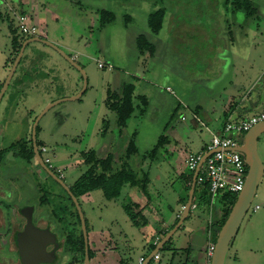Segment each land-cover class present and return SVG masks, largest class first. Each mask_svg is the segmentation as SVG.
I'll use <instances>...</instances> for the list:
<instances>
[{
  "label": "rangeland",
  "instance_id": "rangeland-1",
  "mask_svg": "<svg viewBox=\"0 0 264 264\" xmlns=\"http://www.w3.org/2000/svg\"><path fill=\"white\" fill-rule=\"evenodd\" d=\"M80 1L87 9H79L80 6L62 0L58 6L59 20L49 18L47 12L40 13L47 19L44 32L40 25L38 34L49 40H66L65 43L59 42L60 46L84 70L87 84L79 98L62 101L40 117L36 142L38 146L45 145L54 152L51 169L57 174V169H62L67 186L84 171L83 153L89 149H94L99 155L111 153L115 168L126 161L133 169L148 173L149 197L138 187L134 192L126 193L125 186L115 199H106L100 190L77 199L88 223L90 248H96L97 241H106L111 233L118 242L121 254L126 255L125 259L138 264L143 252L142 245H146L144 240L152 241L157 234L161 240L174 227L178 220L176 214L183 209V200L187 199L189 190L185 183L188 171L183 153L204 151L209 144L210 134L193 122V114L196 112L203 119L207 117L213 121L228 101L224 87L228 90L232 83H237L250 92L262 83L264 11L261 12V21H255L246 16L243 10L233 11L225 0ZM18 4V0H0V85L16 56V51L11 48V28L21 37L15 19ZM38 4L46 6L43 0H39ZM34 6L30 5V10ZM160 7L166 10V15L163 27L154 35L157 54L151 57L147 51L141 53L137 49L134 35L148 31L144 13ZM96 8H106L115 13V19L104 29L94 27L98 24V15L94 20L92 9ZM11 9L14 22L10 28L3 25V15ZM76 13L83 15L80 22L74 19ZM126 15L132 19H126ZM175 25L182 28V36L175 34ZM247 28H258L263 35H249L246 38L243 32ZM31 55L35 58H31ZM28 56L35 69L46 71L49 77L34 85L28 91L27 99L16 96L8 100L9 84L0 101V146L7 150L12 143L31 134L35 117L45 107L39 108L43 98L56 100L69 97L83 86L80 72L56 50L46 45L29 44L17 70ZM99 62L103 64L102 68L98 67ZM125 83H133L134 96L143 94L149 103L143 115L136 109L127 125L120 128L115 112L106 107L105 99L108 89L119 90ZM167 86L170 90L165 89ZM134 103H138L136 98ZM182 115L187 119L181 120ZM104 128L105 132L102 133ZM160 136L165 138L151 154L150 150ZM131 141L135 143L137 153L127 156ZM257 153L264 168V133L258 138ZM11 159H7L9 163ZM14 162L13 165L23 173L25 163L20 158ZM6 171L5 175L10 177L9 169ZM39 173L40 180L35 186L40 191L38 197L28 199V202L37 204L34 223L40 226V218L45 217L46 220L47 217L58 227L56 231L59 236H65L74 229L78 233L81 226L68 193L48 174L44 178V173ZM6 189L5 192L10 194ZM43 194H46L49 203H39V197ZM5 197L2 204L8 210L14 206V201L9 200L10 196ZM134 202L138 204V207H134L135 211L142 212L145 206L151 217L157 214L159 218L147 228H142L143 239L142 234L138 233L139 228L132 225L123 210L125 203L133 205ZM193 202L198 207L191 208L182 224L160 248L163 262L170 250H178L179 255L181 247H185L188 240L197 235V242L200 238L207 246L208 239L199 236L197 231L211 219L209 207L206 208L204 199L197 194ZM221 205L219 199H215L211 214L217 215ZM255 205H259V209L253 211ZM132 236L134 240L128 246L125 239ZM215 238H212L214 242ZM149 247L146 245V254L155 245ZM64 249L61 253L65 254L63 264H84L80 253ZM2 254L0 264H10L7 252L3 250ZM235 256L238 258L235 259ZM90 264H98V261L91 258ZM224 264H264V172L250 208L228 247Z\"/></svg>",
  "mask_w": 264,
  "mask_h": 264
},
{
  "label": "trees",
  "instance_id": "trees-1",
  "mask_svg": "<svg viewBox=\"0 0 264 264\" xmlns=\"http://www.w3.org/2000/svg\"><path fill=\"white\" fill-rule=\"evenodd\" d=\"M225 4H230L233 11L243 10L246 16H251L255 10L256 5L254 0H225ZM98 15V28H103L105 25L111 23L115 19V13L112 10L106 8H97L96 10ZM166 10L162 7L149 11L146 17V25L148 31L139 33L136 37V46L137 49L144 53L147 51L151 57L157 54L158 46L156 42L151 37H154L161 28L163 27L165 20ZM126 19L131 20L130 15H126ZM12 45L16 50L19 48L20 44L18 43L17 36L15 35V30H12ZM22 59V58H21ZM21 61V60H20ZM30 71L24 70V73L21 77L22 80L16 79L11 83L12 87H16L24 81H28ZM2 85V84H1ZM0 85V86H1ZM24 85L22 88H17L15 91H11L9 98L14 99L16 96H19L24 91ZM135 87L133 83L123 84L119 90H107V96L105 99L106 107L115 112L117 118V124L120 128L127 125L128 120L131 118L133 112L137 109L140 115L145 113L146 107L149 103L145 95H135ZM134 98L137 99L138 103H134ZM105 132V128L102 133ZM165 138V137H164ZM163 136H160L157 140L156 145L150 150L151 154H154L155 151L162 144ZM24 140H21L22 144L20 145L19 153L17 154L21 159L26 163L30 162L33 157L32 148L28 149L24 145ZM17 145L16 143L12 144L10 147ZM137 153V147L133 141L130 142L128 148V154ZM84 163L86 165V170L70 185L69 189L73 195L78 199L81 195L90 193L92 191L100 190L103 196L108 199H115L119 197L123 186L128 185L130 187H138L142 193L149 197L148 184L150 182L148 173L143 170L133 169L129 163L122 161L120 167H114V157L111 153L105 155H99L94 149H89L83 153ZM189 189V185H187ZM197 194L200 199H204L205 204L208 201L205 191L197 193L196 188L194 190V195ZM46 194L40 196V203H49L47 200ZM236 193H224L218 197L221 202V216L219 221L214 224L216 228H220L226 219L231 206L236 200ZM187 197V195H186ZM70 199V198H69ZM186 202V198L183 200V205ZM135 203V202H134ZM133 205L130 203H125L123 205V210L127 214L131 223L135 227H141L147 225V220L142 215L141 210L135 211L134 207H138V204ZM74 206V204H73ZM76 217L78 218V224L80 225V220L76 212ZM86 222V229L88 231V223ZM216 236V232H215ZM216 239V238H215ZM65 248L69 252H77L84 256V240L82 236V231L79 229L77 233L74 230H71L65 237L64 240ZM88 242V254L89 258H93L95 255V249H91ZM83 259V258H82Z\"/></svg>",
  "mask_w": 264,
  "mask_h": 264
},
{
  "label": "water",
  "instance_id": "water-1",
  "mask_svg": "<svg viewBox=\"0 0 264 264\" xmlns=\"http://www.w3.org/2000/svg\"><path fill=\"white\" fill-rule=\"evenodd\" d=\"M31 16H34V15L31 14ZM32 43L46 45L56 50V52H58L72 67L76 68L80 72L82 79H83V86L79 92L69 97L53 100L52 102L48 103L41 110V112L35 117L33 127H32V146H33V152L35 154V158L37 159L41 168L52 179H54L57 183L61 184L64 187V189L69 194L76 208V211L78 213V217L80 220V226H81L82 236L84 240L83 263L90 264V258L88 254V242H89L88 233L86 229L85 218L81 210V207L79 205V202L77 201V198L73 195V193L70 191L69 187L64 183V181L58 176H56V174L49 168V166H47L44 163L40 153L38 152L37 144H36V137H35L37 123L40 117L48 109H50L52 106L62 101L74 100V99L79 98L82 95L83 91L86 88V84H87L86 75H85L84 70L71 56L65 53V51L62 48H60L59 46H57L55 43L51 42L50 40L44 37H39V36L27 38L23 40V42L21 43V46L12 61L8 74L2 83V86L0 88V101L5 91L8 89V86L11 82L13 74L22 58L26 45L32 44ZM263 133H264V120L252 125L244 133L242 142L234 148L235 151H238L243 155L244 161L247 165V174L245 177L243 188L237 194L236 200L231 206L230 211L226 219L224 220L223 224L221 225L220 228H216V227L214 228V231L216 232V239H215L214 249L212 251L209 264H224L228 247L230 246L231 241L235 233L238 230L240 222L242 221L246 212L250 208V205L255 197L258 184L264 172L263 164L257 153V141H258L259 136ZM210 152L212 151H208L205 154H203L201 161L199 162L196 170L194 171L192 175V183L191 185H189L186 203L183 205L181 214H179V216L176 217V219H178L176 224L169 232H167L163 236L161 240H159V242L155 245V247L143 259V261L140 264H149L151 262L153 256L159 252L160 248L163 247L165 242L172 236V234L177 230V228L182 224V222L188 216L192 205L193 204L195 206L198 205L195 202H193L195 179H196L200 164L205 159V157L208 154H210ZM27 211L28 212L25 213L26 223H25L24 229L17 235V239H16V242L20 249L22 248L23 244L28 246L26 250V257H24L20 253L21 260L23 264H37V263L50 262L55 257L56 254H55V250L48 252L46 250V246L48 244H53L54 246H57L58 242H57L56 236L48 228L41 229L34 224L33 207H30V209H28ZM27 256H30V258H28Z\"/></svg>",
  "mask_w": 264,
  "mask_h": 264
},
{
  "label": "crops",
  "instance_id": "crops-1",
  "mask_svg": "<svg viewBox=\"0 0 264 264\" xmlns=\"http://www.w3.org/2000/svg\"><path fill=\"white\" fill-rule=\"evenodd\" d=\"M18 1H19V4H18L19 8L16 6L18 8V11H20L24 8L25 11L28 12V14H33L34 15V16H32L33 21H35L39 25V28H41L40 25L43 27V32H44L45 27H46L45 21L47 18H45V16H40L41 12L43 14H44V12H47L50 15L49 18H51V19L59 20V18H60V17H58L59 16L58 6L62 0H56V1H54V0L53 1L52 0H43L44 4H46V6H44V7H41L40 4H38L39 0H18ZM64 1L69 2L70 5L76 4V5L80 6L79 9H87V7H85L84 4L82 5L80 0H64ZM254 2L256 5V10L249 17L252 20L261 21V18L263 16L261 14V12L264 11V1L262 2V0H254ZM34 4H35L34 8L32 10H30V8H29L30 5H34ZM96 10H97V8L92 9V17H95L94 20L97 19ZM78 12H82V11L79 10ZM77 14H79V13H76L74 15V16H76V18H74V17L73 18L80 22V19H82L83 15H80V14L77 15ZM144 16H145V20H146V17H147L146 12L144 13ZM3 19H4V21H3L4 26L11 27L13 25L14 18L12 17L10 12H7L6 14H4ZM72 22H74L73 19H72ZM178 24H180V23H178ZM94 27L96 29H98L97 24ZM174 27H175L174 28L175 34H178L177 36H182L181 32L183 33V30L180 27V25H175ZM258 28L257 29L247 28V30L245 32H243L244 36H246V38L249 35L262 36L263 34H261V32H258ZM102 29H104V27ZM146 29H147V25H146ZM143 32H141V33H143ZM145 32H146V30H145ZM3 34H6V33L3 32ZM138 34L134 35L135 39L138 36ZM152 40L155 41V38L153 37ZM50 41L55 43L58 46H60L59 42H64V43L66 42V40H64V39H60V40H58V39L52 40L51 39ZM64 43H62V45L65 46ZM29 54H31V53H29ZM29 57L30 56H28L24 60V63H22L20 70H17V68H16V70L13 74V77L11 79V82H10V83H12L16 79L22 80L21 77L24 73V70L30 71V73L28 75L30 79L28 81H24V83H20L16 87L11 86L10 92L11 91L13 92V91L17 90V88H22V86L24 85V88H23L24 91L19 95L23 99L29 98L28 91L33 89L34 85L40 83L41 81H43L49 77L47 75L46 71H43L40 68L35 69V67L29 62V60L31 58L34 59L35 56L31 55V58H29ZM20 62H19V64H20ZM261 79H262V83H261L260 87L257 88L256 90L250 91V92L245 91V89H243V87L238 85L237 83L236 84L232 83V85H230V88L228 87L229 88L228 90H226V88L224 87V91L227 92L226 96L228 98V101H227V103H225V105H223L222 110L220 111L217 119H213V121L208 119L207 117H205V119H203L202 117H200V115L198 113L195 112L192 116L193 122L195 124L199 125L195 120V117H197L201 121L205 122L206 125L211 128V130L219 132L225 121H227V120H238V119H241L244 117H248L251 114L259 112L264 107V74H262ZM230 82H232V81H230ZM167 87H169V86H167ZM239 94H241V96H239ZM139 95H143V94H139ZM7 99L10 100L9 96L7 97ZM52 101L53 100H51V97L43 98V102L39 108L40 109L43 108L44 106H46L48 103H50ZM194 115H195V117H194ZM182 116L185 117V115H182ZM186 119H187V117H185V119L181 118V120H186ZM210 137H211V135H210ZM195 152H200V151H190L189 153H195ZM189 153H187V154H189ZM183 154L187 155L186 153H183ZM125 186L127 187L126 193L129 191L134 192V190L136 189V187H130L128 185H125ZM125 186H123V188ZM92 192L86 193V194L81 195V196L85 197L86 195L91 194ZM128 196L129 195H127V197ZM128 198H130V197H128ZM140 206L143 207V205H140ZM196 206L198 207V205H196ZM142 209H143L142 210L143 216L145 215L144 217L147 218V219L145 218L147 220V225L137 227V228H139L138 233L142 234V239H143L144 238V231H141L142 228L143 227L147 228L148 226L152 225L153 221L159 220V218H158L157 214H156V216L151 217V215L149 213H147L148 209L145 206ZM181 212L182 211H180V213H177L176 217H178L179 214H181ZM220 215H221V212L219 210V212L217 213V215L215 217V223L214 224H216V222L219 221ZM39 222H40V226H42V227H45V225H50V228H52V231L57 235V237L60 238L61 242L64 241L63 235L59 236L57 231H56V228L58 229V227L57 226L55 227L54 223H52V221H50L49 218L46 217V220H45V217L44 218L41 217ZM208 222H209V220H208ZM208 222L204 225V227H201L200 230L197 231L199 233V236H202L205 239H208V236H207V232L209 230ZM214 224L212 226L213 230L215 228ZM109 235L107 236L106 241H103V240H102L103 242L97 241V247L96 248L94 247V249L96 251H95V255L93 258L96 259V261H98V264H134V262H131L130 260L125 259L126 255H124L123 253L121 254V252L119 251L118 242H115V239L113 238L111 233ZM156 237H159V235L158 234L155 235L152 241L150 240L147 242L146 240H144V243L146 242V245L152 247V246H154V241H155ZM132 239L134 240L133 236L130 237V239L129 238L125 239L126 242H128V246H130L129 242ZM159 240H160V237H159ZM197 240H198V235L195 236L194 239L188 240V242H187L188 245L186 244L185 247H183V246L181 247L182 250L180 251L179 255H178V253H179L178 250L176 252H173V250H170L168 257L166 258V260L164 262L162 261L161 253L158 252L159 257H160L159 261L156 262V261L151 260V264H206L207 260H208L207 250H206L207 246H204V243L200 240V238H199L198 242H197ZM114 242H115V244H114ZM146 245H144V244L142 245L143 246V252L139 256V258L140 257L145 258L148 255L145 253V252H147ZM151 247H149V248H151ZM203 249H204V251H203ZM236 258H238V257L235 256V259Z\"/></svg>",
  "mask_w": 264,
  "mask_h": 264
},
{
  "label": "built area",
  "instance_id": "built-area-1",
  "mask_svg": "<svg viewBox=\"0 0 264 264\" xmlns=\"http://www.w3.org/2000/svg\"><path fill=\"white\" fill-rule=\"evenodd\" d=\"M19 28L25 35H33L37 32L38 25L29 14H21L18 18ZM31 21V22H30ZM98 67L102 68L103 64L98 63ZM170 90L169 87L166 88ZM195 117V115H194ZM185 119L184 116L181 117ZM196 122L204 127L211 135L209 144L206 150L189 153L186 155L184 164L188 171L185 177L186 185H191L192 175L196 170L203 154L208 151V154L199 166V170L195 179V188L197 193L205 191L208 197V206L211 211L215 199L224 193H236L238 194L244 185L245 177L247 174V165L244 161L243 155L235 151L234 148L238 146L242 140L244 133L255 123L264 120V107L257 113L251 114L248 117H244L238 120H227L222 125L219 132L211 130L205 122L195 117ZM41 152L45 155L44 161L51 163V156L45 146L41 147ZM195 190V189H194ZM193 204L191 208H194ZM259 209V205L253 207V211ZM209 230L207 232V263H210V257L214 249L215 231L213 230L212 222L209 219ZM159 241V237H156L154 245ZM144 257L139 258V263L143 261ZM160 259L159 253H156L152 260L158 262ZM151 264V262L149 263Z\"/></svg>",
  "mask_w": 264,
  "mask_h": 264
},
{
  "label": "flooded vegetation",
  "instance_id": "flooded-vegetation-1",
  "mask_svg": "<svg viewBox=\"0 0 264 264\" xmlns=\"http://www.w3.org/2000/svg\"><path fill=\"white\" fill-rule=\"evenodd\" d=\"M11 12H12V9H11L10 13ZM21 14H28V12L25 11V9L23 8L22 10L17 11L15 13V19L17 20V30H18L19 34L21 35V37H19V35H16V33H15V35L17 36L18 43L20 44V46H21V43L23 42V40H25L27 38L34 37V36H39L40 37V35L38 34L39 30H40L38 24H37L38 25L37 32L35 34H33V35H25V34H23L21 32V30L19 28V21H18V18H19V16ZM29 15H30V18L33 19L31 14H29ZM97 26H98V24H97ZM11 30H15V29L11 28ZM11 35H12V33H11ZM12 43H13V41L11 40V48L13 50H15L13 48ZM28 45L29 44H27L26 47ZM40 45H42V44H40ZM20 46H19V48H20ZM19 48L15 50L16 54H17ZM33 53L36 55L35 51H33ZM38 53H41V52H38ZM32 127H33V125H32ZM37 131H38V123H37V126H36L35 137H36ZM1 140H0V145L2 144ZM21 140H24L23 142H24V145H25L26 148H28V149L32 148V151H33V146H32V128H31V134L29 136H24V137H22V138H20V139H18L17 141L14 142L17 145H15L13 147L9 146L8 150H7V148H3V147L0 146V254L2 255V256H0V261L3 260V254L2 253H3V250H5L7 252V255L9 256L10 264H23V262L21 260L20 253L24 257H26V250H27L28 246L23 244L22 248L20 249L18 244H17V242H16L17 235L24 229V226H25V223H26L25 213L28 212L27 210L30 209V207H33V222H34V215H35L37 204H36V202H28V199L30 197L33 198V196L38 197V193L40 191H39V189L36 190L35 186L38 184V181L40 180V173L39 172L41 171L42 173H44V175L42 176L44 178H47V176H48L47 173L39 165L37 159L35 158L34 152H33V157L31 158L30 162H28V163H26L23 159H21L17 155L19 153V150H20V147H21L20 145L22 144ZM14 143H12V144H14ZM36 144H37V142H36ZM42 146H45V145H41V146L37 145V149H38V152L40 153V155H41V157H42V159L44 161V156H43V153L41 152V147ZM47 150L50 153L51 163H52L54 152L52 150L48 149V148H47ZM10 158H12V159H11V162L9 163L7 159H10ZM18 158H20L25 163L24 166H25L26 170H28V172L24 168V172L20 173L19 172L20 169L13 165V164H15L14 161L16 159H18ZM36 163L38 165H36ZM44 163L47 166H49V168L51 169V167H52L51 163H46L45 161H44ZM7 169H9V172L11 173L10 177L5 175V173L7 174V171H6ZM57 170L59 171L58 174L56 172H54L53 170L52 171L56 174V176H58L59 178H61L64 181V176H63V173H62V169L58 168ZM85 170H86V165H84V171ZM68 187H70V186H68ZM6 188H8V190L10 191V194L9 193L7 194V192H5V191H7ZM5 196L6 197L10 196L9 200L10 201H14V203H12V205H14V206L13 207L10 206L8 210L3 208V204H2L3 198ZM69 198H70V196H69ZM207 204H208V201L206 203V207L208 208L209 206H207ZM209 213H210V216H211L210 220H211L212 224H214L216 215L214 216V214H211V211ZM34 224L36 225V223H34ZM36 226L41 228V229L48 228L50 231H52V228H50V225H45V227L38 226V225H36ZM66 235L67 234H65V236L63 235L64 240H65ZM55 236H56V239H57V242H58L57 246H54L53 244H48L46 246V250L48 252H50L52 250H55V254H56L55 257L50 262L37 263V264H63V259L65 257V254L61 255V253H62V251H65V249H64L65 248L64 247L65 243H64V241L61 242L60 238L57 237L56 234H55ZM76 253L77 252H75V254ZM27 257L30 258V256H27ZM83 258H84V256H83Z\"/></svg>",
  "mask_w": 264,
  "mask_h": 264
}]
</instances>
